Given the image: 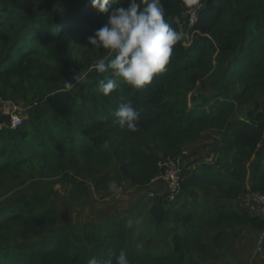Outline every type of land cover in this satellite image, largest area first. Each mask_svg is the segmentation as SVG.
I'll list each match as a JSON object with an SVG mask.
<instances>
[{
    "label": "trees",
    "instance_id": "obj_1",
    "mask_svg": "<svg viewBox=\"0 0 264 264\" xmlns=\"http://www.w3.org/2000/svg\"><path fill=\"white\" fill-rule=\"evenodd\" d=\"M185 1L162 0L166 20L179 33L172 18L182 15ZM199 1L204 6L197 22L174 46L163 72L142 89L120 80L117 89L104 95L98 82L111 73L90 69L108 50L88 45L87 38L107 23L108 12L97 11L91 0H0V100L20 99L31 124L24 120L10 128L9 114L0 109V177L17 186L34 171H49L62 182L75 177L79 181L70 187L69 197L79 202L88 193L85 179H92L96 192L107 188L112 160L121 174L142 187L158 173L161 158L179 156L187 143L214 130L218 160L231 165V171L225 174L201 159H185L179 195L194 197L201 190L205 196L233 199L246 184L264 190V0ZM127 3L117 0L109 12ZM68 81L75 86L69 89ZM205 86L211 93L187 106L184 95ZM121 97L140 112L135 131L115 123L112 113ZM252 101L247 116L237 118V107ZM253 159L248 173L244 162ZM192 162L196 171L189 169ZM164 196H151L149 218L159 224L171 214L190 223L189 215L164 207ZM48 199V192L37 191L0 212V233L16 222L24 240L38 236L0 247V264H87L92 256L115 264L122 249L130 261L168 264L207 247L185 230L172 236L170 252H143L133 235L127 237L126 223L113 217L99 226L86 222L79 233L73 224L59 221ZM204 223L216 231L211 243L217 245L230 236L227 228L250 226L263 233L264 251L260 216L219 205Z\"/></svg>",
    "mask_w": 264,
    "mask_h": 264
},
{
    "label": "rangeland",
    "instance_id": "obj_2",
    "mask_svg": "<svg viewBox=\"0 0 264 264\" xmlns=\"http://www.w3.org/2000/svg\"><path fill=\"white\" fill-rule=\"evenodd\" d=\"M218 1L216 0V3ZM210 93L211 90L208 86L199 87L193 93L184 95L183 98L186 105L191 106L198 104ZM24 106L20 99L10 98L3 111H15L23 117L26 125L30 127L31 124L27 120ZM253 106L254 101L239 105L235 116L245 118ZM182 152H184V158L188 160L200 162L201 159L225 174L231 171V165L218 160L220 144L217 131L205 132L201 137L187 143ZM254 161L255 159L251 162H244L248 173ZM189 169L196 171L198 169L197 163L192 162ZM108 171L112 180L105 190L96 192L92 185V179H85L88 193L79 202L72 201L69 197L70 187L79 181L75 177L70 178L67 182H62L60 176H54L49 171H43V173L34 171L31 175H24L25 182L18 186L4 177H0V212L5 213V209L13 206L22 196L29 197L34 192L46 191L49 193L48 206L56 209L60 222L72 223L71 221L76 219L82 221L81 219L87 218V215L94 217L101 210H106L107 206L117 208L114 218H121L123 215L126 223L129 219L132 220V225L129 227L135 229L132 232L133 239L137 241L135 247L143 252H150L151 254L170 252L172 236L174 234L182 235L185 230H191L195 236L200 237L207 244L203 252L187 251L181 261L168 264H264V251L256 249V241L260 233L250 226L227 228L230 236L226 240L221 241L219 245L211 243L216 231L205 225L206 216L211 209L219 205H225L236 212H241L236 207V198H221L217 196V193L205 196L201 190L194 197L178 195L176 200L166 205L165 208L177 210L183 215H189L192 219L191 222L184 224L181 221H176L170 214L158 224L148 216L149 205L152 204V197L149 196L151 190L146 191V189L142 190L136 187L139 190L137 192L136 189H132V184L121 179L115 160L110 162ZM113 183L116 185L115 188L111 187ZM141 191L144 192L141 193ZM37 237L36 234L32 239L24 240L21 237L20 226L16 222H9L0 233V247H11L22 242H32ZM10 256H16V252L11 251ZM130 262L131 264H140L135 261Z\"/></svg>",
    "mask_w": 264,
    "mask_h": 264
},
{
    "label": "clouds",
    "instance_id": "obj_3",
    "mask_svg": "<svg viewBox=\"0 0 264 264\" xmlns=\"http://www.w3.org/2000/svg\"><path fill=\"white\" fill-rule=\"evenodd\" d=\"M194 0L188 5L197 4ZM117 0H91V5L100 13H109L105 25L87 38L88 45L96 49H105L107 55L96 59L91 70L99 73L110 72L98 82V90L104 95L118 88L122 80L134 89H142L150 84L154 76L163 72L170 61L174 46L181 40V34L166 20V11L162 0H128L127 6L112 7ZM76 80V76L74 77ZM70 89L72 81L65 82ZM115 123L136 130L140 112L134 108L131 100L120 98L112 113ZM111 187L115 188L113 183ZM132 225V220L127 221ZM87 264H113L112 260L92 256ZM115 264H131L126 250H120Z\"/></svg>",
    "mask_w": 264,
    "mask_h": 264
},
{
    "label": "built area",
    "instance_id": "obj_4",
    "mask_svg": "<svg viewBox=\"0 0 264 264\" xmlns=\"http://www.w3.org/2000/svg\"><path fill=\"white\" fill-rule=\"evenodd\" d=\"M203 6V2L200 1L191 6L185 1L183 3L182 15L172 18V22L178 25L182 37L186 36V32L197 22ZM7 103L8 101L0 100V109L3 110ZM5 113L9 114L10 128H15L23 123V117L15 111L12 112L10 110ZM183 154L184 152L174 158H161L158 164L159 171L151 180V183L157 182L163 184L166 204L174 202L180 194L181 182L183 180L181 171L186 159ZM150 195L153 196L151 193ZM236 207L238 211H246L251 215L260 216L264 220V190H253L248 185L245 186V189L236 198ZM262 234H259V238L256 241V249L258 251H262Z\"/></svg>",
    "mask_w": 264,
    "mask_h": 264
},
{
    "label": "crops",
    "instance_id": "obj_5",
    "mask_svg": "<svg viewBox=\"0 0 264 264\" xmlns=\"http://www.w3.org/2000/svg\"><path fill=\"white\" fill-rule=\"evenodd\" d=\"M210 131H212V130H210ZM209 131V132H210ZM218 134V133H217ZM119 174H120V176H121V179H123V181H125L126 183H128V184H132V189H136V191L137 192H139V190H137V188H139V189H142V190H145L146 189V191L147 190H151V194L152 195H162V194H164L165 193V190H164V186H163V184H161V183H157V182H153V183H148V184H146L145 186H142V187H139V186H136L135 184H133V183H131L123 174H121L120 172H119ZM137 187V188H136ZM142 192H144V191H141V193ZM150 195V194H149ZM139 200H140V198H138ZM138 200V201H139ZM166 205H168V204H165L164 205V207H166ZM150 206L151 205H149V208H150ZM116 209L117 208H115V207H110V206H107V209L106 210H101L99 213H97L96 214V216H94V217H91V215L89 216V215H87V218H82L81 220L82 221H79L78 219H76V220H72L71 222L72 223H70V224H73L75 227H76V229H77V231L79 232V233H81V231H82V225L84 224V223H86V222H91V223H93V224H95V225H97V226H99V225H102V224H104L105 222H106V220L108 219V218H110V217H113L114 218V216H115V214L117 213V211H116ZM120 215V214H119ZM116 221H124V218H123V215H121V218L119 217V218H114ZM63 222V221H62ZM125 222V221H124ZM63 223H68V222H63ZM126 223V222H125ZM135 229H133V231H134ZM126 231H127V237H128V235H130V236H132V227H129V225H127V223H126ZM137 248V247H136Z\"/></svg>",
    "mask_w": 264,
    "mask_h": 264
},
{
    "label": "snow or ice",
    "instance_id": "obj_6",
    "mask_svg": "<svg viewBox=\"0 0 264 264\" xmlns=\"http://www.w3.org/2000/svg\"><path fill=\"white\" fill-rule=\"evenodd\" d=\"M188 2H189V3H193V2H194V0H188Z\"/></svg>",
    "mask_w": 264,
    "mask_h": 264
}]
</instances>
